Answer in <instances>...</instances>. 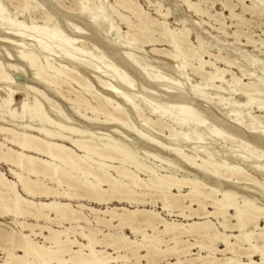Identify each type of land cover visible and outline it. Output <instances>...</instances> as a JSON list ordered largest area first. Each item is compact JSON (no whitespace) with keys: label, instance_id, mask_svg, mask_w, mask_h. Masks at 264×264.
Returning <instances> with one entry per match:
<instances>
[{"label":"bare ground","instance_id":"obj_1","mask_svg":"<svg viewBox=\"0 0 264 264\" xmlns=\"http://www.w3.org/2000/svg\"><path fill=\"white\" fill-rule=\"evenodd\" d=\"M7 1L14 3L20 14L36 8L31 0ZM182 1L194 14H207L199 5L203 0ZM258 1L262 0H251L252 12H264ZM76 2L80 4V14L90 13L98 18L101 15L98 11L103 12L100 0ZM116 3L135 19L120 17L127 27L124 31L130 41L127 48L137 42L139 46H152L150 51L172 61L183 57L175 65L178 73L189 66L205 87L217 92L218 102L228 100L221 95L227 92L223 77L228 74L227 90L239 91L245 97L242 102L231 104L248 108L254 105L261 113L249 114L250 121L264 123V102L253 97L256 93L264 95V81L259 76L256 82H244L229 69L205 59L200 51L201 37H196L200 47L196 50L184 25L186 20H179L182 28H170L164 19L168 9L162 11L160 3L155 4L154 10L165 21L152 18L132 0ZM223 6L230 17L240 18L234 14L232 5L223 2ZM7 14L0 4V165L7 167V172L0 168V216H11L13 224L0 228V250L5 254L0 264H160V257L167 256H173L175 261L165 264H264V204L254 197L264 198L262 158L258 163L239 154L233 164L215 158L214 151H208L210 145L206 147L203 141L209 134L223 137V132L193 113L191 100L203 99L199 92L194 90L192 95H186L171 90L166 84L173 83L169 78L151 72L131 51L121 52L125 45L114 35L116 43L108 44L110 50H116V56L111 53L113 58L166 94L161 95L167 100L161 104L164 108L154 106V99L147 100L145 94L152 91L136 84L126 69L106 60L96 46L91 45L99 54L87 50L85 41L79 39L85 34L80 27L70 24L72 35L63 34L65 40L60 36L63 32L59 35L54 30L46 33L45 29L43 37L44 28L52 20L50 15L41 12L38 18L42 24L37 25L33 14L29 26L21 20L16 24L15 18ZM96 17L92 15L91 19L98 28ZM215 20L217 29L222 30L223 22ZM110 23L112 30L115 25ZM30 30H36L38 36ZM156 43H166L172 50L165 47L160 50ZM91 54L92 59H87ZM213 57L227 66L232 63L221 54ZM188 59L193 63H187ZM100 63L104 70L112 65L116 73H110L111 68L108 72L102 70ZM103 72L104 76L100 75ZM37 85L67 101L72 114L86 125L69 117ZM17 95L22 99L15 107ZM174 107L178 109L176 114L166 112ZM224 114L229 116L227 112ZM213 120L239 138L256 134L264 142V127L259 124L261 128L246 124L237 115L229 122L216 116ZM96 124L104 130L90 132L89 126ZM163 131L169 134L162 136ZM123 132L133 139L126 138ZM241 144L247 145L243 139ZM153 159L158 164L149 165L148 161ZM179 167L185 173L178 175L175 169ZM249 183L258 185V190L249 189ZM145 204L150 208L144 207ZM156 205L168 215L175 210L174 215L182 220L167 219L155 209ZM191 236L193 241L186 238ZM192 249L197 250L194 257H190ZM253 255H259L260 259L254 260Z\"/></svg>","mask_w":264,"mask_h":264},{"label":"rangeland","instance_id":"obj_2","mask_svg":"<svg viewBox=\"0 0 264 264\" xmlns=\"http://www.w3.org/2000/svg\"><path fill=\"white\" fill-rule=\"evenodd\" d=\"M98 1L99 0H95V1L93 0V2H95V3H98ZM100 1H102V4H104L102 6L103 12L98 11V13L101 14L98 16V18L94 14H92V15L94 17H96L95 19L98 20V23H100L99 26L101 28H99V26H98V28H96L94 22H92L93 19H91L92 15L90 13H89L90 17L88 14L87 15L80 14V10L78 8V6H80V4L77 3L76 0H34V1L31 0L32 5H36V8L34 9L35 12L34 11L33 12L24 11L21 14H20V12L17 11V9H14V6H15L14 3L12 4V3L8 2L7 0H0V4L5 7L6 13L9 12V14H7V16L10 15L9 16L10 18H15V19H13V21L16 22V24L19 23L17 21L21 20L30 26L31 19L34 16H36V17H34L35 18L34 21L35 22L37 21L36 22L37 25H41L42 20H39V18H38L39 14L41 12H45L46 14L50 15V20L51 19L52 20L48 24V27L44 28V30H43L44 33L42 31H40L41 33H39V35H41L43 33V37H46V35H44V34L48 33V31L50 33L53 30H54L53 32H58L59 35L63 32L62 35L64 34V35H67L68 37H71L72 34H71V30H70V24H73V25L80 27L82 29V32L85 34L83 36H80L79 39L85 41L86 48H88L87 50L89 52H92V53L94 52V54H96V53L99 54L97 52V50L92 48L91 45L96 46L99 48V51H101L102 55L104 54V57L106 58V60H109V61L115 62V63H118V61L115 58H113L111 53H113L116 56V50H113V49L110 50V48H109L110 46L108 44L116 43V41L114 42L113 39L117 38L116 36L114 37V35H117L118 36L117 39L118 40L120 39L119 40L120 43L122 44V42H123L122 45H125V47H123L120 51L121 52L131 51L132 53L137 55L136 58H138L137 60H139L142 65H147V68L151 72L160 73V74L164 75L165 77L169 78L173 83L169 82L166 84L168 86L172 87V88H170L171 90H174V91L180 90L186 95H188V94L192 95L193 91L196 90L197 93L199 92V94L202 95L201 98H203L202 99L203 101L197 100V99L191 100V102H192L191 106L193 108L192 109L193 113L196 114L197 116H200L201 118L205 119L206 122L213 124L215 127L219 128L223 132V137L222 136H216V135H210L208 133L209 138L207 140L203 141V144L206 145V147L210 145V149H209V147L207 149H208V151H210L212 153L214 151V154H212V153L211 154L215 158L219 159L218 157H220V159L222 158L221 160L224 159V161L230 162L233 164L235 163V161L237 162V160L235 158L236 157L239 158L240 155L247 157L248 161L258 162V161H260L259 159H261V158L264 160V142H260L258 140V138L256 137V134H253V136H252V134H247L246 136L239 138V136H237L235 133L227 130V128H225L222 124H219V122L213 120V118L216 116L219 120H223L224 122H229L237 115V117L242 122H244L246 124H252L256 128H261V126L264 127V123L262 120L261 121H250L251 119L249 118V114L261 113V112H258L256 108H254V105L252 107H250L251 108L250 109L248 107H239V106L237 107V104L235 105L234 103L231 104L233 101H236V103H238L240 101L242 102L243 100H245V97L243 95L239 94V91H236V93H233V92H229L227 90V89H229L228 84L230 83L228 74H226V75L224 74V77H223L224 78L223 80L226 83L225 84L223 82V87L226 88L227 92H225V94H221L224 99H228V100H226L224 102L223 101L218 102V99H216V98H218L216 95L217 92L215 90H212L209 87H205L204 81L199 76L194 75L191 72L189 66H186L181 74L178 73L175 65L178 62H180V60H183V57H180V59L178 58L177 59L178 61L177 60L172 61V59L167 58V57L163 56L162 54L160 55L159 53H155V52L150 51L151 50L150 48L152 46H147V45L139 46L137 44V42L133 43L134 45L133 44L131 45L132 48H127V47H130V45H129L130 41H129L128 37H126V35L124 34V31L125 32L127 31V27L123 23V21L121 20L120 17L128 16L130 20H132L134 17H131V15L127 11H125L121 6H118L116 3V0H100ZM132 1L140 4L141 7L147 13H149L152 18L156 17V19H158L160 21L166 19V22L168 23V26L170 28H174V27H175L174 29L182 28L183 24H180L179 20L180 19L186 20L184 25H185V27H187L189 29L190 41H191L192 46L195 47L196 50L200 49V47H198L199 44H198L197 39H196L197 36H200L201 40L203 41L202 46H201L202 48L200 50L203 52L202 56L205 59H210L211 61H213L218 67L224 68V69L225 68L229 69V72L231 71V72L235 73V75L239 76L244 82H246V81L256 82V80L259 78L262 81H264V12H260V13L259 12H252L251 9H249L252 6L251 0H242L243 4L238 0H203L200 2L199 5L203 10H205V12L207 13L206 15L205 14L204 15L194 14V12L192 10H190L182 0H132ZM191 1H196V0H191ZM157 2L161 4V10L162 11L168 9V15L164 19L162 16L158 15L156 10H154L155 9L154 6ZM223 2H226L229 5H232L234 14L238 15L240 18L230 17L229 12H227V10L223 6ZM108 4L110 6L112 5L111 8ZM113 4H115L116 6ZM257 4L259 7L264 9V0L258 1ZM6 9L8 10V12ZM39 11H40V13H38ZM104 11L106 13H104ZM115 11H117V13ZM16 12H17V14H16ZM35 13H37V14H35ZM33 14H34V16H33ZM208 14H209V16H208ZM13 16H15V17H13ZM101 16L105 17L104 20H106V21H104ZM220 16H222V17H220ZM215 19H219L220 21L223 22L224 26H223L222 30L217 29L219 25ZM110 21H111V23H110ZM132 21H135V19H133ZM109 23L112 24V26L114 24L115 25L114 28L115 27L116 28L115 29L112 28V30L109 29ZM58 26H59V29L57 28ZM24 28H26V27L23 26V29ZM52 28H55L56 30L52 29ZM45 29L47 30L46 33H45V31H46ZM97 29H99V30H97ZM24 30H27V29H24ZM116 30H118L119 33L116 32ZM30 31H31V33L33 32L36 35L38 34L36 32V30H34V31L30 30ZM107 32H109L110 34L109 33L107 34ZM101 33L105 39L103 37H101ZM62 35H60V36L62 38H64V40H65L66 37L64 35L63 36ZM125 40H126V42H125ZM88 41H89V43H87ZM26 42L32 43V41H30V40H28ZM105 45L106 46L108 45V48ZM155 47H157L160 50H163L164 47L167 50H172V48L166 43H156ZM140 48H142V49H140ZM217 54L218 55L221 54V56L223 55V57L224 56L227 57L230 61H232L231 65L227 66L223 62L221 63V61L214 60L213 56H216ZM92 55L93 54H91L90 56L88 55L89 57L86 56V58L92 59ZM186 61H187V63H190V62L193 63V61H190L189 59ZM98 64H99V62H98ZM118 65L122 69H124V70L126 69V72H128V75L134 80V82L136 84L137 83H138V85L141 84L145 88V90L152 91L151 93L145 92V94L148 95V98L145 95L147 100H150V98H151V100L154 99V103H155V104L153 103L154 106H158V107L160 106L161 108H164V107H162L161 104L166 103L167 100H165L166 98H163V96H161L164 94L158 88V86L148 85L146 82H144L142 79H140V77L133 70L127 69V67H124V65L122 63H121V65L118 63ZM168 65H170V66L168 67ZM171 66H172V69H169V68H171ZM100 67L102 68V70L105 69V67H103L101 65V63H100ZM110 68H111L110 73H112V74L116 73V72H113V71H116L115 70L116 68H113L112 65H109L108 68L106 67V70H104V71L108 72V71H110V70H108ZM205 69L208 70V67ZM241 69H243V71H241ZM117 71H119V70L117 69ZM172 71H174V72H172ZM253 72L256 76L254 74H251ZM241 73L243 74V76ZM245 73L246 74L250 73L251 75L248 76L249 74L245 75ZM104 74H105V72H103L100 75L104 76ZM84 76L89 77L88 79L93 80V77H90V75L88 73L87 74L85 73ZM258 76H259V78H258ZM107 80H109L108 77H107ZM111 81H113V79H111ZM37 86L41 90H43L49 96V98L52 101H54L57 105L59 104L61 109L63 111L65 110L64 112L66 114H68L69 117L73 118L77 122H82V125H86V122L79 121L78 118H76V116H74L72 114L71 106L67 101H65L63 98L59 97L58 95L53 94V92H51L50 90H48V89L46 90V88H44L43 86H39V85H37ZM253 97L255 99L257 98V100L259 99V101L263 100V102H264L263 93H256L253 95ZM230 98H231V100H230ZM21 99H22L21 95H17L15 97V101H14L15 107L19 106V102ZM30 101H32V98ZM42 103H43L45 109L49 113L50 108L48 107V105L44 101H42ZM172 109H173V111H172ZM158 110H160V108H158ZM192 110H191V112H192ZM168 111H169V114L174 115V111L176 114L178 112V109L174 107V108H171L170 110L168 109L166 112L168 113ZM226 112H227V114H229L228 117H226L224 114ZM246 112H249L248 115H246L247 114ZM234 114H236V115H234ZM49 115L51 117H53V115L51 113H49ZM211 115H213V116L211 117ZM258 124L261 126L259 127ZM89 127L92 130L90 132H93V133L104 130V128H101L102 126L99 124L92 125ZM93 127H95V128L92 129ZM111 128L112 127H109V130ZM205 132H206V129H205ZM124 133L125 132H123V135L126 134V133L125 134ZM163 134H162V136H167L169 133L167 131H163ZM126 135H125V137H126ZM130 136L131 135H129L128 137L133 139V137L132 136L130 137ZM162 136H160V137L162 138ZM215 136H216V138H215ZM128 137H126V138H128ZM227 139H228V141H227ZM242 139L247 144L246 146L241 144ZM246 140H247V142H246ZM205 141H206V143H204ZM207 142H209V143H207ZM244 149H245V151H244ZM255 149H257V150H255ZM144 153H150V152H144ZM219 154L221 156H219ZM256 157H257V159H256ZM262 159H261V164H264V161ZM148 162H149V165H154L153 163L158 164L157 160H155V159L148 161ZM240 165H242V163ZM0 168L3 171L7 172V167L5 165H0ZM175 170H177L176 171L177 174L178 173L183 174V172L185 173L184 168H181V167H179ZM178 170H179V172H178ZM248 172H250V171H248ZM190 175H192V173L188 174L189 177H190ZM197 175H199V174H197ZM141 177L146 178V176H144V175H141ZM257 179L261 180V178L259 176L257 177ZM247 186L251 187L249 189L255 190V191L258 190V187H259L258 185H253L252 183L247 184ZM182 189L187 190L185 187ZM237 191H239L240 193H243L240 189H237ZM174 192H176V190H174ZM254 197L258 198V201L264 204V198H261L260 195H255ZM146 199H148V197ZM84 203L90 204L91 202L90 203L84 202ZM72 204H75V202H73ZM90 205L95 206V207L98 206L94 203H92ZM113 205H119V204L117 202H113ZM122 205L129 207V205L126 203H123ZM159 205H156L155 209L159 210L161 212V214L164 217H166L167 219L174 218V219L182 220V218H180L179 216L174 215L175 210L173 213H171V215H168L165 211H162L160 209ZM99 207L102 208L103 206H99ZM144 207L150 208V205L145 204ZM193 207L197 208L198 206L193 205ZM83 212L88 213V211L86 209H84ZM186 212L189 213L188 210H186ZM196 212L200 213L201 210H197ZM10 218H11V216H7V215L6 216H0V222H2L4 224L3 226H0V228H3L4 226L5 227L6 226H8V227L13 226V224L10 222L11 221ZM29 222H31V221H29ZM103 230L106 231V228H104ZM125 233L132 237L129 230L125 229ZM39 238H38V240H39ZM186 238L193 241L192 236H191V238L190 237H186ZM167 239L168 238H165V240H167ZM167 243H169V241H167ZM218 246L222 247L221 244H219ZM196 252H197L196 249H194V250L192 249L191 254L193 253V255L190 257H194ZM16 253H19V252L16 251ZM218 256H220V255H218ZM259 257H260L259 255H253L252 258L254 260H259L260 259ZM3 258H5V254L3 253V251L0 250V261H2ZM165 258L160 257L159 263L165 264V262H171V261L174 262L175 261L173 256H169V257L167 256ZM243 260H245V258H243Z\"/></svg>","mask_w":264,"mask_h":264}]
</instances>
